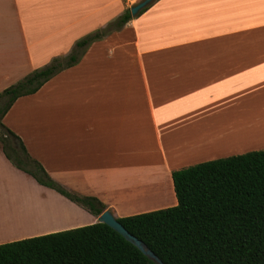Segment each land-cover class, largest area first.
Wrapping results in <instances>:
<instances>
[{
  "label": "crops",
  "instance_id": "crops-1",
  "mask_svg": "<svg viewBox=\"0 0 264 264\" xmlns=\"http://www.w3.org/2000/svg\"><path fill=\"white\" fill-rule=\"evenodd\" d=\"M140 1L0 0V94ZM2 122L53 181L115 218L176 206L172 172L264 150V0H155ZM50 203L69 224L54 227ZM98 217L0 148V245Z\"/></svg>",
  "mask_w": 264,
  "mask_h": 264
},
{
  "label": "trees",
  "instance_id": "trees-1",
  "mask_svg": "<svg viewBox=\"0 0 264 264\" xmlns=\"http://www.w3.org/2000/svg\"><path fill=\"white\" fill-rule=\"evenodd\" d=\"M131 20L127 9L105 28L79 39L68 55L53 58L0 94V145L5 158L38 185L94 216L105 206L53 181L2 119L18 98L36 93L53 76L78 64L91 44ZM171 179L176 206L116 218L128 233L163 264H264V150L180 169L172 172ZM0 264L156 263L105 224L95 223L2 244Z\"/></svg>",
  "mask_w": 264,
  "mask_h": 264
},
{
  "label": "water",
  "instance_id": "water-1",
  "mask_svg": "<svg viewBox=\"0 0 264 264\" xmlns=\"http://www.w3.org/2000/svg\"><path fill=\"white\" fill-rule=\"evenodd\" d=\"M155 0H142L139 3L133 5L130 8V15L132 18H136L138 14L144 10L145 8L149 7ZM98 223L105 224L109 228H111L113 231L118 233L120 236H122L127 242L132 244L134 247H136L145 257L150 259L156 264H163L161 260L151 251L149 250L145 244H143L140 240L132 236L130 233H128L123 226L116 220V218L112 215V213L108 210L102 212L98 219Z\"/></svg>",
  "mask_w": 264,
  "mask_h": 264
},
{
  "label": "rangeland",
  "instance_id": "rangeland-1",
  "mask_svg": "<svg viewBox=\"0 0 264 264\" xmlns=\"http://www.w3.org/2000/svg\"><path fill=\"white\" fill-rule=\"evenodd\" d=\"M2 124L5 126V124L3 122H2ZM0 133H2L1 129H0ZM0 148H1V145H0ZM50 204L52 205V207L54 209V216L58 218L56 223L53 224L54 227L69 224L70 221H69V218H68V213L62 207H60V206H58L56 204H53V203H50ZM57 208H61L60 211L63 210V212L65 211L66 213L64 212L65 214L62 215V213H60Z\"/></svg>",
  "mask_w": 264,
  "mask_h": 264
},
{
  "label": "built area",
  "instance_id": "built-area-1",
  "mask_svg": "<svg viewBox=\"0 0 264 264\" xmlns=\"http://www.w3.org/2000/svg\"><path fill=\"white\" fill-rule=\"evenodd\" d=\"M130 2H134V0H129Z\"/></svg>",
  "mask_w": 264,
  "mask_h": 264
}]
</instances>
